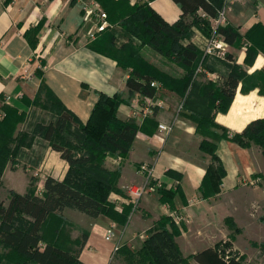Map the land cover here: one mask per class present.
I'll list each match as a JSON object with an SVG mask.
<instances>
[{
  "label": "crops",
  "instance_id": "0c3cea01",
  "mask_svg": "<svg viewBox=\"0 0 264 264\" xmlns=\"http://www.w3.org/2000/svg\"><path fill=\"white\" fill-rule=\"evenodd\" d=\"M95 1L0 0V117L3 115L2 108L7 106L25 113V119H28L36 112L37 106L32 105L33 100L44 88L83 124L88 120L99 94L111 97L116 93H121L128 100V104L118 107L117 117L120 120L134 119L139 127L150 117L156 122L153 129L146 127L147 131L138 130L126 156L108 153L104 161L107 170L119 171L117 192L111 193L108 200L120 215L130 210L126 220L121 222L107 216V220L100 216L90 218L75 209L65 208L61 214L49 216L42 224L40 234L43 240L69 252L79 251V260L84 264H111L115 257L119 262H126L125 256L114 252V248L129 245L130 251L136 253L139 249L134 250L133 244L148 237L159 226V220L170 217L173 212L181 214L188 227L189 224L197 226L206 223L205 205H213V210L217 199L222 200L226 209L245 210L256 205L264 207V159L261 153L262 162L252 148H242L228 139L240 133L251 121L264 117V96L259 94L257 88L243 92L242 83H239L228 110L215 115L214 123L228 133V138H220L216 142L215 151L225 176L220 192L211 199H203L199 187L210 164V157L199 150V144L203 140L212 142L213 139L198 134L196 124L183 114L205 108L207 99L198 95L197 88L194 94L198 98L189 100V106L175 93L164 89L159 90L153 99L129 95L125 87L129 70L119 68L113 60L87 47L95 39L89 37L94 31L95 22L86 12V7ZM137 1L129 0L130 6ZM143 1H148L149 7L168 24H174L181 15L179 7L172 0L138 2ZM197 14L202 15V12L198 11ZM226 25L236 28L242 37L235 45L223 43L225 55H230L233 61L226 57L221 60L206 55L203 48L210 36L197 27L190 30L189 40L201 52L197 69L200 72L195 77L198 84H216L220 77L231 72L233 66L240 67L247 75L264 70V0H236L222 26ZM117 28L112 30L117 31ZM117 38V45L126 42L121 35H117ZM249 48L254 50L255 55L251 58V64L245 65ZM141 55L157 67L167 63L147 47L141 49ZM175 73L182 75L183 71L177 67ZM151 105L155 107L154 110ZM40 112L49 113L43 109ZM54 120L38 118L27 134H31L36 123L47 124ZM21 127L19 125L16 129L22 132ZM68 131L66 139L73 143L76 128L71 126ZM14 158L17 161L15 169L11 170L7 164L1 182L6 190L15 193H18L17 185L20 184L23 193L18 194L30 190V179L33 178L36 195L41 196L47 177L62 181L68 172V164L60 158L59 153L38 137L33 138L29 145L21 146ZM142 167H146V171ZM168 171L172 174L167 175ZM149 180L173 191L170 204L174 211L161 201L159 193L149 188ZM130 185L145 189L134 204L130 203L126 192ZM77 219L83 224L78 231H73L74 239H80L79 247L69 249V245L62 242L63 232H71L73 220ZM222 219V225L226 228H229L226 219L239 224L232 214ZM93 220H101L104 226H108L111 234H108L107 241L116 231L117 242L107 256L89 261L83 252L86 248L91 250L89 241L92 231L88 228ZM242 230L244 232L243 227ZM83 235L87 238L80 249ZM207 235L204 229L195 233L185 227L180 229L175 242L182 250L181 242L206 241Z\"/></svg>",
  "mask_w": 264,
  "mask_h": 264
},
{
  "label": "trees",
  "instance_id": "16d2710c",
  "mask_svg": "<svg viewBox=\"0 0 264 264\" xmlns=\"http://www.w3.org/2000/svg\"><path fill=\"white\" fill-rule=\"evenodd\" d=\"M138 1L130 6L129 0H96L106 14L110 27L99 33L87 47L113 60L119 68L129 70L125 82L129 95L153 99L159 90L164 89L175 93L188 105L189 100L198 98L194 94L197 88L198 95L207 99L205 108H197L183 114V117L196 124L198 134L213 138L212 142L203 140L199 144V150L210 157L199 192L203 199H211L220 192L225 176V170L215 154L216 142L220 138H228L227 130L215 124L214 117L228 110L239 83H242L243 92L257 88L259 94L264 96V70L247 75L240 67L233 66L231 72L220 77L216 84L196 83L201 52L190 42V30L197 27L205 35L211 36L208 19L217 17L223 0H172L181 11L174 24L166 23L149 7L148 1ZM198 11L203 15H198ZM114 27L120 28L125 43L117 45V35L111 30ZM215 34L229 46L239 43L242 38L238 30L230 25L218 26ZM143 47L180 68L183 74L167 72L150 64L141 55ZM254 55V50L247 49L245 65L251 64ZM226 59L233 61L230 55H226ZM122 104H128V100H124L121 93L111 97L99 94L88 120L83 124L69 114L49 90L43 88L32 105L48 111L55 120L47 124L36 123L31 134L24 135L25 138L12 149L8 143L15 141L13 133L17 123L26 116L15 108H2L0 177L7 164L11 170L15 169L17 146L29 145L35 137L48 142L50 148L59 153L60 158L68 164V172L62 181L47 177L41 196L36 195L31 178L27 193L8 191L6 200H0V264H84L79 260V251L69 252L46 243L40 234L47 218L61 214L65 208L75 209L90 218L104 215L112 220H126L130 210L120 215L108 200L111 193L117 192L119 171L107 170L104 161L108 153L126 156L138 130L147 131L146 127L153 129L156 122L150 117L139 127L134 119L120 120L117 110ZM152 108L154 110L155 107ZM71 126L77 131L73 143L66 139ZM209 129L221 130L223 134ZM228 139L242 148L249 149L255 145L264 158V117L251 121L240 133ZM171 174L167 172V175ZM149 187H153L160 194L161 201L174 211L170 204L173 191L166 190L163 185L157 186L153 180H149ZM225 222L234 229V233H240L231 219ZM159 225L143 240L136 253L126 246L118 253L125 256L128 263L135 258L136 264L182 263L174 239L180 235V229H185V224L177 226L167 216L159 220ZM86 238V235L81 237L80 249ZM171 253L174 254L172 258ZM241 258L230 243L222 241L191 256L195 264H243Z\"/></svg>",
  "mask_w": 264,
  "mask_h": 264
},
{
  "label": "rangeland",
  "instance_id": "374dc122",
  "mask_svg": "<svg viewBox=\"0 0 264 264\" xmlns=\"http://www.w3.org/2000/svg\"><path fill=\"white\" fill-rule=\"evenodd\" d=\"M113 32H115L116 35L123 36L120 28H117V31H113ZM165 61L167 62L165 63V65L161 67H157V66L156 67L171 73L177 72V66H170L168 64V61L167 60ZM149 63L151 64V62ZM35 109L36 112L33 113L31 117L29 116L28 119H24L23 121L17 123V127L19 125H22L21 128L24 131L19 132L17 129L14 131L13 138L15 137V141L14 142L11 141L8 143L11 149L16 146L15 145L16 143H20L25 138L24 135H27V131L30 130L31 124L35 120H37L38 118H42L45 121H49V120L52 121L54 119V116L52 114H49L47 112H40L41 109H39L38 107H35ZM209 130L219 135L223 134L221 130H214V129H209ZM21 146L24 145L20 144L19 146H17L18 147V148L16 147L17 150L20 149ZM251 148L252 151L257 154L258 159L261 161L260 157L262 155L260 156V150L255 145L254 146L252 145ZM16 162L17 161H15V164ZM2 184L3 183L1 182V177H0V200L4 199L5 201L8 195L7 193L8 190H6V188L3 187ZM17 189H19L18 193H23L22 192L23 188L20 186V184L17 185ZM34 191H35V187H34ZM222 203L223 202L221 199H217L215 204L216 206L213 210H211L213 205L210 206L205 205V216L208 217L206 223L204 224L201 223L198 224L197 226L194 225L192 226L189 224L188 227L185 225L186 228L194 230L195 233L196 230L200 231L204 229L208 233L207 235L208 237L206 241L194 242L191 240H185L184 242H181V248L183 251L179 249L177 243L175 242L179 251V256H178L179 261L182 260L181 261L182 263L176 262V264H194L193 260L191 259V254L193 252H198L202 250V248L210 247L220 241L230 243L231 248L233 250H237L240 253L243 264H264V207L256 205L252 207L251 206L247 207V209L245 210H243L242 208L226 209ZM228 214L229 215L232 214L236 217L239 223L236 225V227L240 230L241 233H234L233 231L234 229L232 228L229 229L226 228L224 225H222V221H223L222 218H224ZM100 217L105 218L107 220V218L104 215H100ZM186 220L188 221L189 219L187 218ZM82 226L83 224H81V222L78 219L73 220V226L70 227L71 232L69 233L63 232L64 236L62 238V242L66 245H69L70 247L69 249H74L79 247L80 239L77 240L74 239L73 234L75 232L73 231L74 230L78 231ZM242 227L244 229V232L242 230ZM63 228L64 227H62V229ZM167 228L169 229V227ZM88 229L92 231L89 241L91 250L88 251L87 248L84 250L83 254L86 253V255L88 256V257L85 256V258L91 261V259L94 258H101L107 256L117 242L116 231H115V235L112 236L109 241H107L105 238L108 236L109 228L108 226L107 227L104 226L103 221L93 220V223L90 224ZM143 240L142 241L138 240L136 241V243L133 244L134 250L139 249L141 247ZM128 246L129 245H127L126 247L128 248ZM171 256L174 257V254L171 253L170 257ZM131 261L130 263H128L127 261L119 262V260L115 257V259H113L111 264H136L135 262L137 261V259L135 258L133 262Z\"/></svg>",
  "mask_w": 264,
  "mask_h": 264
},
{
  "label": "built area",
  "instance_id": "2783aa9c",
  "mask_svg": "<svg viewBox=\"0 0 264 264\" xmlns=\"http://www.w3.org/2000/svg\"><path fill=\"white\" fill-rule=\"evenodd\" d=\"M235 1L236 0H223V5L218 11L217 17L215 19H208L211 26L212 34L203 48V51L206 55L214 56L221 60L225 59L226 55L222 47L224 42L215 34V29L225 23L226 14L232 8ZM86 12L93 18L95 22L94 31L89 34V37L91 39H94L95 36L110 27V25L106 21V14L103 12L98 3L93 2L90 6L86 7ZM197 72L199 73L200 70H198ZM144 169H146V167H142V170L146 171ZM157 186H160V184L157 183ZM149 188L154 190L153 187ZM126 192L130 198V203L134 204L145 193V189L141 186L130 185L129 187H127ZM170 217L172 218L174 224L177 226H179L181 223L185 224V218L179 213L173 212ZM108 234H111L110 230L108 231ZM108 239L109 236L106 237V240ZM118 249V247H115L114 252L118 251Z\"/></svg>",
  "mask_w": 264,
  "mask_h": 264
}]
</instances>
